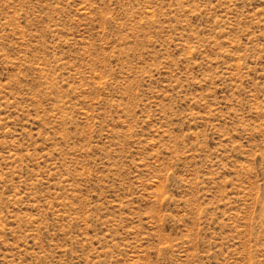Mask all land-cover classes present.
Segmentation results:
<instances>
[{
  "label": "rangeland",
  "instance_id": "374dc122",
  "mask_svg": "<svg viewBox=\"0 0 264 264\" xmlns=\"http://www.w3.org/2000/svg\"><path fill=\"white\" fill-rule=\"evenodd\" d=\"M0 264H264V0H0Z\"/></svg>",
  "mask_w": 264,
  "mask_h": 264
}]
</instances>
